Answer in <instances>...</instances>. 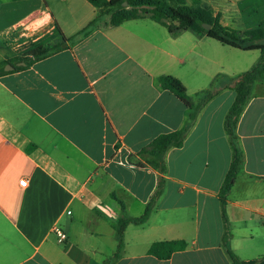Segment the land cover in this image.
<instances>
[{"label": "crops", "instance_id": "crops-1", "mask_svg": "<svg viewBox=\"0 0 264 264\" xmlns=\"http://www.w3.org/2000/svg\"><path fill=\"white\" fill-rule=\"evenodd\" d=\"M226 1L241 14L243 0ZM66 2L0 0V50L10 43L14 53L0 63L37 39L60 44L97 15L77 22ZM66 12L72 25L61 23ZM208 40L191 30L170 35L149 19L101 25L0 74V264L104 263L116 249L117 222L140 217L159 180L147 221L125 228L114 264H232L227 250L242 264H264V80L252 85L236 125L242 163L225 199V246L219 192L233 157L224 121L235 81L213 89L182 146L166 152L163 173L141 154L188 115L157 78H176L194 99L201 70L216 64ZM164 241L186 247L165 260L148 253Z\"/></svg>", "mask_w": 264, "mask_h": 264}, {"label": "trees", "instance_id": "trees-1", "mask_svg": "<svg viewBox=\"0 0 264 264\" xmlns=\"http://www.w3.org/2000/svg\"><path fill=\"white\" fill-rule=\"evenodd\" d=\"M91 6L99 10L98 15L93 18L85 27L80 29L77 33L70 38H63L60 44L45 45L33 47L29 50L24 57H16L14 59L0 63V74L4 73V67L8 64L16 66L23 63L25 66H16L15 71L24 69L33 61L41 60L56 52H59L64 47V42L71 44L81 41L92 30L100 27L102 23L109 19L108 26L117 27L124 22L149 19L161 26H163L170 35H176L181 31L191 30L201 37H205L217 44L231 48L240 52L259 51L260 58L257 63L248 71L241 73L235 78V98L230 106L224 121V129L229 138L233 148V157L229 170L225 176L223 184L220 188V204L221 216L224 224V232L222 236V245L225 246L228 240L227 236V218L224 210L225 199L230 193L239 168L242 163V154L237 149V135L236 125L239 117L247 106L250 96L252 85L259 80H264V26L251 31H236L220 24L218 17H210L203 9L189 8L185 5L184 0H85ZM199 2V0H196ZM126 3L127 8L132 11L126 10L123 6ZM151 6L156 10L151 17L136 13L134 10L138 7ZM165 11L170 19L176 25L170 27L162 21L160 12ZM210 25L209 30L202 28V25ZM157 84L160 89L172 94L179 102L188 110V115L183 127L175 132L161 135L155 138L147 147H145L141 154L147 159V163L153 169L159 172H164V156L170 148H179L182 146L188 130L193 125L201 108L209 102L215 91L203 90L195 94L194 100H191L187 95L185 87L174 77L169 75H161L157 78ZM162 192V181L159 180L158 188L154 193L151 201L147 204L144 213L137 218H121L117 222L115 229L116 249L111 258L102 264H114L121 256L123 250V237L125 228L132 225H141L145 223L150 214L151 208ZM186 247L183 241H164L153 243L148 253L160 260L168 259L171 254L177 251H182ZM227 256L232 264H242L240 260L229 250Z\"/></svg>", "mask_w": 264, "mask_h": 264}, {"label": "rangeland", "instance_id": "rangeland-1", "mask_svg": "<svg viewBox=\"0 0 264 264\" xmlns=\"http://www.w3.org/2000/svg\"><path fill=\"white\" fill-rule=\"evenodd\" d=\"M66 3L70 10L69 14H71V16H73L74 20L77 22L80 20H84L85 18H91L94 13H96V11L97 15L99 13V10H96V8L91 6L85 0H67ZM184 3L189 8H199L205 10L207 13H209L210 17H218L219 22L222 26L228 27L230 29L234 28L236 29V31L242 29L243 32L251 31L264 26V0H243L242 2H240L241 4H243V8L240 7L242 8L241 14L238 13L237 6H232L231 2L226 0H199V2L196 0H184ZM125 8L126 10L132 11L131 8ZM216 9H219L222 14L220 12H217ZM155 10L156 9L154 7L145 6L138 7L134 11L146 17H151L154 14ZM160 15L162 21L165 22V24L170 25V27H174L176 25V22L174 23L170 19H167V17L169 16L165 11L160 12ZM62 16L63 17H60L64 19H61L62 24H64L65 22H67L69 25L73 24V20H68L69 17L67 12L63 13ZM109 19L110 18H107L102 23V25L108 26ZM221 21L225 25H223ZM45 33L48 32L46 31ZM57 33L58 32H56L55 34L56 36L58 35ZM45 36L48 39V34H45ZM0 40L4 39L0 38ZM43 42L46 41L43 40ZM43 42L37 39V41L23 46L19 48V50L17 49V54H20L19 57H24V55L33 47L47 45L45 43V45H40ZM206 43L216 49V53L213 56L216 64L210 65L209 67L205 68L204 71L201 70L202 74L199 84V88H201V91H212L213 89L217 88L219 82H224L226 80L234 81L238 74L250 70L260 58L259 51L240 52L231 48L223 47L210 40H208V42ZM13 54V49L10 43L7 44V46H3V49L0 50L1 59H3V57H9Z\"/></svg>", "mask_w": 264, "mask_h": 264}, {"label": "built area", "instance_id": "built-area-1", "mask_svg": "<svg viewBox=\"0 0 264 264\" xmlns=\"http://www.w3.org/2000/svg\"><path fill=\"white\" fill-rule=\"evenodd\" d=\"M19 185H20V187H25L26 186V181L24 179L19 181ZM53 232L56 235L57 240L59 242H63L66 239V234L61 229L54 228Z\"/></svg>", "mask_w": 264, "mask_h": 264}, {"label": "water", "instance_id": "water-1", "mask_svg": "<svg viewBox=\"0 0 264 264\" xmlns=\"http://www.w3.org/2000/svg\"><path fill=\"white\" fill-rule=\"evenodd\" d=\"M123 6L125 7L126 6V3H123ZM202 28L205 29L206 31L210 29V25H205L203 24L202 25ZM24 64L23 63H20V64H17L16 66H23ZM14 65H11V64H8L6 65V67L4 68V71H8V70H13L15 69Z\"/></svg>", "mask_w": 264, "mask_h": 264}]
</instances>
